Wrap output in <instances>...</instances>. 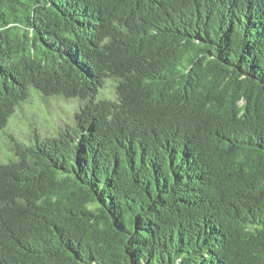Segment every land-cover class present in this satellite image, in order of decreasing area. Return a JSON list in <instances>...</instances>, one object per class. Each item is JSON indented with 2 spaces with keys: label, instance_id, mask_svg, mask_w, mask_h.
Masks as SVG:
<instances>
[{
  "label": "trees",
  "instance_id": "16d2710c",
  "mask_svg": "<svg viewBox=\"0 0 264 264\" xmlns=\"http://www.w3.org/2000/svg\"><path fill=\"white\" fill-rule=\"evenodd\" d=\"M4 136L0 264H264V0H0Z\"/></svg>",
  "mask_w": 264,
  "mask_h": 264
},
{
  "label": "rangeland",
  "instance_id": "374dc122",
  "mask_svg": "<svg viewBox=\"0 0 264 264\" xmlns=\"http://www.w3.org/2000/svg\"><path fill=\"white\" fill-rule=\"evenodd\" d=\"M75 103L66 101H55L42 99H32L28 104L19 109L16 116L12 119L8 132L24 134L26 127L34 125H41L44 128L53 126V123L60 120V117H70L75 110ZM6 137L0 138V156L6 151Z\"/></svg>",
  "mask_w": 264,
  "mask_h": 264
}]
</instances>
